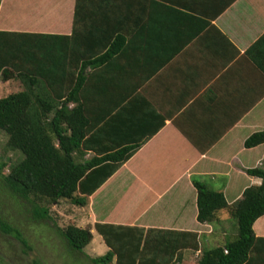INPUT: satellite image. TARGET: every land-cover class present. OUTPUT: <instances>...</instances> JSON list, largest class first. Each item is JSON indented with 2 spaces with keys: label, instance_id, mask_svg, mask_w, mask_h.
Masks as SVG:
<instances>
[{
  "label": "crops",
  "instance_id": "0c3cea01",
  "mask_svg": "<svg viewBox=\"0 0 264 264\" xmlns=\"http://www.w3.org/2000/svg\"><path fill=\"white\" fill-rule=\"evenodd\" d=\"M114 3L98 24L104 35L121 30L123 42L103 62L88 64L96 149L84 158L139 145L89 195L85 223L192 231L202 247L220 244L236 235L229 216L222 211L217 225L199 222L193 181L221 191L228 203L261 183L246 170L264 168V142H244L264 128V0ZM74 6L0 0V31L68 35ZM252 229L264 238V215ZM184 250V264L199 254ZM253 257L264 264V240Z\"/></svg>",
  "mask_w": 264,
  "mask_h": 264
},
{
  "label": "trees",
  "instance_id": "16d2710c",
  "mask_svg": "<svg viewBox=\"0 0 264 264\" xmlns=\"http://www.w3.org/2000/svg\"><path fill=\"white\" fill-rule=\"evenodd\" d=\"M114 5V0H75L68 35L0 31V80L17 79L23 86L0 96V130L7 134V144L23 155L0 171V180L13 197L28 200L30 196L38 217L47 216L50 205L59 200L85 207L89 195L139 145L84 158L88 150L96 149L91 136L95 126L88 122V64L103 62L123 42L121 30L111 28L104 35L98 24L108 21L99 16L112 13ZM92 37L96 40L91 42ZM263 142L264 128L248 136L244 145ZM246 171L260 177L261 183L245 187L232 203L221 191L193 181L199 222L217 225L222 211L236 220V235L215 246L202 247L197 232L100 222L71 221L60 233L70 249L82 252L86 245L100 244L92 242L94 229L107 246L103 253L88 256L94 264H184V249L199 251L187 264H261L260 259H251V253L259 251L264 240L252 229L264 215V168ZM0 227L4 233L20 236L3 220Z\"/></svg>",
  "mask_w": 264,
  "mask_h": 264
},
{
  "label": "rangeland",
  "instance_id": "374dc122",
  "mask_svg": "<svg viewBox=\"0 0 264 264\" xmlns=\"http://www.w3.org/2000/svg\"><path fill=\"white\" fill-rule=\"evenodd\" d=\"M21 88L23 86L17 79L2 81L0 96ZM22 157L19 149L11 148L7 144V134L0 130V165L3 167L0 171L5 172L10 164L16 163ZM4 218L9 219L19 230L20 236L13 234L10 235L14 238L8 236L0 227V264H94L89 257L104 252L95 250L105 246L96 231L92 242L102 241V243L96 244L95 247L92 244L86 245L82 252L70 249L60 233V229L71 221L79 225L85 223L84 207L71 204L66 200H59L50 205L47 216L38 217L30 196L25 205L21 198L13 197L10 189L0 180V219ZM227 220V223L232 226V233L234 231L237 233L236 220L230 217Z\"/></svg>",
  "mask_w": 264,
  "mask_h": 264
},
{
  "label": "flooded vegetation",
  "instance_id": "af4514ba",
  "mask_svg": "<svg viewBox=\"0 0 264 264\" xmlns=\"http://www.w3.org/2000/svg\"><path fill=\"white\" fill-rule=\"evenodd\" d=\"M20 198H21V201H23V202H25V205L27 204V198L26 197H21L20 196ZM0 220H3L4 222H6V223H8V224H10V225H12L13 226V224L10 222V220L9 219H7V218H4V219H0ZM8 236H11V237H13L14 238V236H12V235H10V233H6Z\"/></svg>",
  "mask_w": 264,
  "mask_h": 264
}]
</instances>
